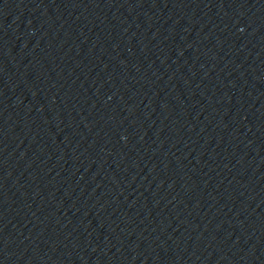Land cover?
I'll return each mask as SVG.
<instances>
[{
    "label": "water",
    "instance_id": "95a60500",
    "mask_svg": "<svg viewBox=\"0 0 264 264\" xmlns=\"http://www.w3.org/2000/svg\"><path fill=\"white\" fill-rule=\"evenodd\" d=\"M61 264H264V0H0Z\"/></svg>",
    "mask_w": 264,
    "mask_h": 264
}]
</instances>
